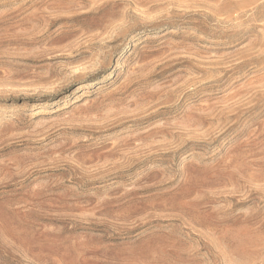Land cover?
Masks as SVG:
<instances>
[{
	"label": "rangeland",
	"instance_id": "1",
	"mask_svg": "<svg viewBox=\"0 0 264 264\" xmlns=\"http://www.w3.org/2000/svg\"><path fill=\"white\" fill-rule=\"evenodd\" d=\"M0 264H264V0H0Z\"/></svg>",
	"mask_w": 264,
	"mask_h": 264
}]
</instances>
